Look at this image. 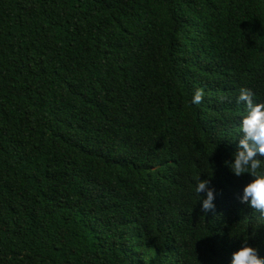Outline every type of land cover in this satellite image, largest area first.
<instances>
[{"label":"trees","instance_id":"16d2710c","mask_svg":"<svg viewBox=\"0 0 264 264\" xmlns=\"http://www.w3.org/2000/svg\"><path fill=\"white\" fill-rule=\"evenodd\" d=\"M241 88L264 101V0H0V264L264 256L223 163Z\"/></svg>","mask_w":264,"mask_h":264},{"label":"clouds","instance_id":"9594fccd","mask_svg":"<svg viewBox=\"0 0 264 264\" xmlns=\"http://www.w3.org/2000/svg\"><path fill=\"white\" fill-rule=\"evenodd\" d=\"M202 96V90L196 88L189 103L199 105ZM253 97L250 89L239 90L236 101L243 105L237 124L239 139L235 149L229 153V159L223 163L236 177L247 174L248 180L237 194V199L264 218V101H256ZM194 192L200 197L201 212L206 214L214 209L215 189L208 179H200L197 175ZM228 264H264V256L258 254L257 247L242 241L241 246L231 252Z\"/></svg>","mask_w":264,"mask_h":264}]
</instances>
